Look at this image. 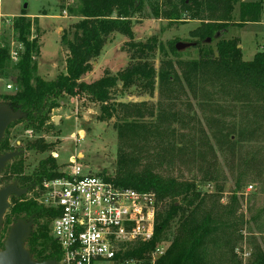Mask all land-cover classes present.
I'll use <instances>...</instances> for the list:
<instances>
[{
	"label": "rangeland",
	"instance_id": "obj_1",
	"mask_svg": "<svg viewBox=\"0 0 264 264\" xmlns=\"http://www.w3.org/2000/svg\"><path fill=\"white\" fill-rule=\"evenodd\" d=\"M72 5H75L73 0H0V51L6 50L9 56L0 73L1 95L15 91L11 84L17 75L14 65L24 50L13 28L14 18L21 15L39 17L30 25L26 40L35 41L39 48L37 75L51 81L64 67L65 50L59 44L60 36L79 22L66 9ZM238 8L237 5L232 15L234 22L238 20ZM29 20L32 23L33 20ZM199 25L200 22L190 20L155 19L145 4L141 14L132 20L131 29L135 43L144 44L154 39L166 47L169 43L194 42L189 33ZM221 38L237 39L245 62L264 51V2L258 21L230 26ZM127 43L126 37L113 34L94 60L87 82L107 74L114 76L123 70L129 61ZM197 52L198 49L191 47L181 51L177 58L194 60L198 57ZM165 53L168 59H173L165 50L164 53L157 52L150 60L156 70ZM7 86L11 89L7 90ZM112 100L146 104L147 110L141 111V118L133 116V119L140 126L155 131L147 133L140 128L132 140L126 138L121 142L115 130L116 118L100 122L98 105L63 97L58 101L59 108L52 111L45 132H32L24 123L10 128V145L19 153L16 158L21 156L23 160L21 175L34 174L40 162L48 159L49 152L55 150L59 157L55 161L57 173L70 157L81 154L82 174L110 178L115 174L119 148L123 149L139 161L136 171L149 168L163 179L193 184L203 201L197 216L213 209L214 218L221 224L201 249L206 264H256L258 258L264 257V101L246 87L206 78L197 79L192 91L176 85L162 91L156 88L153 95H142L131 89L113 93ZM8 118L11 123L12 115ZM54 118H59L57 123L53 122ZM78 131L84 135L77 142L72 139V134ZM32 144H45L49 148L28 150ZM13 161L7 162L0 172V190L14 185L22 191L21 196L30 199L32 193L21 188L10 175ZM10 198L6 212L11 205ZM4 215L0 223V253L12 227L3 230ZM199 219L196 217L195 220ZM19 220L29 223V237L35 227L24 218ZM172 233L157 246L164 253L170 246ZM28 237L23 242L24 249Z\"/></svg>",
	"mask_w": 264,
	"mask_h": 264
},
{
	"label": "trees",
	"instance_id": "obj_2",
	"mask_svg": "<svg viewBox=\"0 0 264 264\" xmlns=\"http://www.w3.org/2000/svg\"><path fill=\"white\" fill-rule=\"evenodd\" d=\"M61 2L65 0H60ZM264 0H73L68 13L79 22L64 31L59 44L65 50L64 67L51 81L37 75L39 48L35 41H27L31 21L24 15L14 18L13 28L18 41L23 45L18 61L14 65L17 75L12 79L15 91L12 94H0V107L10 111L17 118L11 121L0 141V157L14 152L10 145L9 130L16 124L24 123L32 132H45L51 121V113L59 108V99L63 97L83 99L98 105V121L117 119L115 130L121 142L132 140L139 129L147 133L155 131L140 126L135 118H141V111L147 110L146 104L120 103L112 100V94L124 93L134 89L139 94L153 95L157 90H166L184 86L195 90L197 79H211L248 88L264 101V51L257 52L251 61L242 60L239 42L235 38H221L230 26H241L258 21ZM147 4L155 19L168 22L197 21L200 25L189 33L194 39V48L198 49L197 59L181 61L175 50V43L164 47L154 39L147 43H135L131 29L132 20L142 12ZM238 20L232 21L236 6ZM62 10H65L64 8ZM184 17V18H183ZM113 34L128 39L127 66L116 75H105L92 82L84 83L81 78L92 71L95 59ZM210 39V43H207ZM214 46H211L212 42ZM165 53L158 70L150 60L157 52ZM9 60L6 50L0 51V73L4 63ZM49 146L32 144L28 150L44 151ZM10 175L14 176L21 188L34 194V189L42 180L60 176L55 170L52 158L40 162L36 172L29 177L21 175L22 157L12 159ZM138 160L119 148L116 170L113 177L106 178L114 184L138 192L153 193L157 200V213L154 233L151 241L129 245L116 261H132L135 264H149L151 252L159 243L167 240L172 231L170 246L155 264H206L201 249L206 240L215 234L221 224L214 218L212 208L197 216L198 207L203 206L200 194L195 186L175 179H163L152 170L136 171ZM8 167V166H7ZM11 205L4 215V229L13 226L19 219L32 222L35 230L25 242V249L33 262H59L60 251L48 235V223L54 213L44 209L32 198L10 196ZM200 217L199 220H195ZM22 221V220H21ZM41 221H43L41 223ZM256 264H264V257Z\"/></svg>",
	"mask_w": 264,
	"mask_h": 264
},
{
	"label": "built area",
	"instance_id": "obj_3",
	"mask_svg": "<svg viewBox=\"0 0 264 264\" xmlns=\"http://www.w3.org/2000/svg\"><path fill=\"white\" fill-rule=\"evenodd\" d=\"M6 88L10 90L11 86ZM83 135L78 131L72 139L78 142ZM49 157L59 159L55 150ZM80 160L81 154L70 157L61 166L60 176L42 180L31 198L54 213L49 232L61 255L55 264L117 263V257L129 245L151 241L156 197L120 187L97 174H82ZM163 254V249L156 247L149 264H155Z\"/></svg>",
	"mask_w": 264,
	"mask_h": 264
},
{
	"label": "water",
	"instance_id": "obj_4",
	"mask_svg": "<svg viewBox=\"0 0 264 264\" xmlns=\"http://www.w3.org/2000/svg\"><path fill=\"white\" fill-rule=\"evenodd\" d=\"M207 43H210V39H207ZM194 46V43H176L175 50L181 52L185 49H189ZM9 115H12L11 120L17 118L16 115L10 111L0 107V141L7 126L10 124ZM59 118H54L53 122L57 123ZM19 156L17 152H11L0 157V172L3 170L5 164L12 159ZM22 191H18L14 185H9L0 190V223L1 218L5 214L8 208V199L10 196L16 198L21 197ZM30 225L24 224L21 220H18L10 229L8 238L5 242L3 251L0 253V264H55V261H47L44 263L33 262L29 253L23 248V242L28 237Z\"/></svg>",
	"mask_w": 264,
	"mask_h": 264
},
{
	"label": "crops",
	"instance_id": "obj_5",
	"mask_svg": "<svg viewBox=\"0 0 264 264\" xmlns=\"http://www.w3.org/2000/svg\"><path fill=\"white\" fill-rule=\"evenodd\" d=\"M26 17V16H25ZM27 18H31L32 20L34 19V18H36V20H38L39 19V17H35V16H29V17H27ZM103 56V55H102ZM104 57V56H103ZM98 65V63H96V65L95 66H97ZM38 68H39V66H38ZM94 74V73H93ZM88 76H89V74H86V75H84L82 78H81V81H83L84 83H87V84H89V82H87V78H88ZM56 77V75L54 76V78ZM53 78V79H54ZM53 79H51V80H53ZM94 81H96V80H94ZM94 81H92V82H94ZM91 82V83H92Z\"/></svg>",
	"mask_w": 264,
	"mask_h": 264
}]
</instances>
